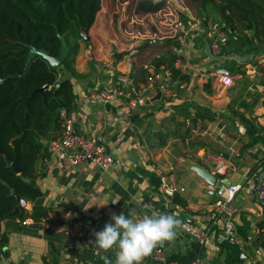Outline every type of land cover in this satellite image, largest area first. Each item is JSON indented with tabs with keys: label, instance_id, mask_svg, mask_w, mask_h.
I'll return each mask as SVG.
<instances>
[{
	"label": "crops",
	"instance_id": "0c3cea01",
	"mask_svg": "<svg viewBox=\"0 0 264 264\" xmlns=\"http://www.w3.org/2000/svg\"><path fill=\"white\" fill-rule=\"evenodd\" d=\"M126 3L120 4L115 15L110 10L113 0L108 9L104 5L96 13L88 38L80 41L74 63L77 75L62 70L74 91L75 104L67 115L78 131L103 142L118 163L101 170L92 161L71 165L49 154L38 162L35 178L42 194L26 201L25 208L30 212L32 206L39 205L61 213L70 211L69 219H87L102 226L114 223L110 219L113 213L123 212L129 218L172 214L205 229L207 236L199 243L179 227L173 241L157 247L168 258L194 255L200 257L199 264L264 261L263 250L255 242L258 223L264 224V203L253 191L255 181L264 174L263 48L213 53L210 43L215 20L204 22L196 0L192 5L168 0L155 12H135L133 7L130 11ZM177 18H194L197 25L173 50L176 32L172 23ZM244 35L252 40L250 31ZM133 48L132 53L121 54ZM171 51L180 60L175 65L188 75L186 85L175 88L173 94L151 87L145 103L135 107L120 98L104 100L95 95L110 83L124 82L126 76L133 79L142 65ZM105 60L114 65L113 75L103 64ZM148 65L154 68L153 63ZM253 66L257 72L249 73ZM236 67L245 70L249 84H243L241 74L232 69ZM220 74L232 77V82L222 87L216 78ZM232 99L234 108L249 123L230 111ZM227 163L234 168L218 174L217 166ZM195 166L217 173L215 186L208 184ZM166 173L181 187L177 193L184 204L172 202L161 190L160 176ZM227 180L231 185L239 184L232 199L233 216L225 219L201 212L203 204L214 201L209 191ZM112 200L118 202L113 204ZM89 204L93 206L85 210ZM28 218L32 217H25L18 228L9 230L8 252L0 254V264H104L96 255L95 239L68 238L36 221L28 223ZM0 224L2 231L4 222ZM229 236L239 242H230ZM154 251L142 264H157ZM101 254L115 264V249Z\"/></svg>",
	"mask_w": 264,
	"mask_h": 264
},
{
	"label": "trees",
	"instance_id": "16d2710c",
	"mask_svg": "<svg viewBox=\"0 0 264 264\" xmlns=\"http://www.w3.org/2000/svg\"><path fill=\"white\" fill-rule=\"evenodd\" d=\"M196 1L204 22L215 20L213 25L224 32L221 54L245 53L260 47L264 51V0ZM123 2H127L126 8L134 5L137 10L155 12L164 8L168 0H114V15ZM104 5V0H0V222H4L0 254L8 242L9 230L18 228L25 217L36 221L47 211L39 205L32 206L30 212L19 208L17 196L34 201L42 194L35 183L38 162L50 154L48 143L61 128L62 113L68 114L75 104L72 81L62 70L77 75L74 63L83 38L81 30L88 31ZM208 8L215 18L210 17ZM248 31L251 43L244 35ZM61 35L68 50L59 65L53 67L41 53L30 57L33 48H43L48 55L58 56ZM172 43L177 45L173 40ZM175 59L173 51L158 55L153 66L167 67L172 80H188V75L175 65ZM232 69L241 74L243 84L250 83L245 70ZM234 104L232 99L228 104L230 111L249 123ZM8 157L16 159L18 172L9 164ZM170 200L185 202L177 192ZM255 242L264 253L263 222L258 223ZM194 257L180 255L171 259L189 264Z\"/></svg>",
	"mask_w": 264,
	"mask_h": 264
},
{
	"label": "built area",
	"instance_id": "2783aa9c",
	"mask_svg": "<svg viewBox=\"0 0 264 264\" xmlns=\"http://www.w3.org/2000/svg\"><path fill=\"white\" fill-rule=\"evenodd\" d=\"M196 25L197 21L194 18H177L173 22L176 33L172 37L173 41L177 44L172 46L173 50H176L178 45L186 41L190 29ZM212 28L214 34L210 47L213 53L219 55L221 54V44L224 42V32L216 26ZM179 62L180 60L176 57L175 63ZM103 64L108 68L109 74L113 75L114 65L109 60H105ZM247 71L254 73L257 72V69L253 66ZM259 74L262 73L259 71ZM216 78L222 87L232 82V77L230 76L220 74ZM132 82V76H126L124 82L110 83L95 93V95L104 100L120 98L127 106L135 107L145 103L147 98L146 91L151 87H156L160 92L173 94L175 88L184 87L187 83L185 80L179 82L172 80L170 70L163 65L157 68L147 65L143 79L138 81L136 86ZM219 135L223 136V132L220 131ZM48 149L50 154L57 156L64 162L67 160L71 165H78L84 161H92L98 168L105 170L118 163L103 142L78 131L73 124L72 118L64 112L62 113L61 128L57 135L49 141ZM231 167L234 168L231 163L222 164L217 166L216 172L220 175H225ZM160 186L169 200L174 193L181 190V187L178 186L171 173L160 176ZM238 188L239 184L230 185L226 189V192H223L219 198L203 204L200 207L201 212L217 215L225 219L231 218L235 212L232 199ZM253 191L256 197L264 203V174L255 181ZM69 215L70 211L61 213L54 209H48L36 222L46 229L59 232L65 237L72 239H95L94 233L103 229L97 227L94 222L87 219H69ZM33 221L35 220L28 218V223ZM180 228L195 238L199 243H203L206 239L207 231L203 228L193 226L187 220L181 221ZM229 241L232 243L239 242L235 236H229ZM153 259L157 264H179L176 260L168 258L162 248L155 249ZM199 263L200 257L198 256L189 262V264Z\"/></svg>",
	"mask_w": 264,
	"mask_h": 264
},
{
	"label": "clouds",
	"instance_id": "9594fccd",
	"mask_svg": "<svg viewBox=\"0 0 264 264\" xmlns=\"http://www.w3.org/2000/svg\"><path fill=\"white\" fill-rule=\"evenodd\" d=\"M111 202L116 204L118 200ZM92 206L89 204L84 208L87 210ZM110 219L114 223H106L102 230L94 233L96 255L104 264H112V261L101 253L111 249H115V264H142L158 246L173 241L181 226L179 219L167 213L129 218L121 212L113 213Z\"/></svg>",
	"mask_w": 264,
	"mask_h": 264
},
{
	"label": "water",
	"instance_id": "95a60500",
	"mask_svg": "<svg viewBox=\"0 0 264 264\" xmlns=\"http://www.w3.org/2000/svg\"><path fill=\"white\" fill-rule=\"evenodd\" d=\"M81 34L82 36L87 39L88 36H87V31L85 29H82L81 30ZM61 38V46H60V54L58 56H50L47 54L46 50H44L43 48H33L30 52V57L32 55H34L35 53H41L43 56H45L49 62L51 63V65L53 67H56L57 65H59L62 61V59L65 57L66 53H67V50H68V47L64 41V38L63 36L61 35L60 36ZM248 42H251L252 40H250L247 36H246ZM133 51H135V48L129 50V51H124V52H121V54H125V53H132ZM153 63V59L150 60V62L148 64H152ZM148 64H144L142 65L138 71L135 72L134 74V77H133V82H134V85L136 86L138 81L143 79L144 77V74H145V70H146V66ZM226 73H232L228 70H225ZM159 90V89H158ZM159 93H160V90H159ZM1 148H0V153H1ZM9 164L13 167V169L18 172L19 171V166H18V163L16 161L15 158H12V157H8L7 158ZM195 170L198 172V174H200V176H202L206 182H208V184L212 185V186H215L216 184V181L218 180L219 178V175L217 173H213L211 171V169H206V168H201V167H197L195 166ZM226 178L228 179V175H226ZM231 180H227V181H223V186H219L217 188V190L213 189V190H210L209 193L211 195V200H215L218 195L222 194L224 192V187L225 186H230L231 185ZM17 199L19 201L18 203V207L19 208H24L26 206V200L21 198V197H18L17 196ZM0 231H1V224H0ZM4 252L7 253L8 250L6 247L3 248Z\"/></svg>",
	"mask_w": 264,
	"mask_h": 264
},
{
	"label": "rangeland",
	"instance_id": "374dc122",
	"mask_svg": "<svg viewBox=\"0 0 264 264\" xmlns=\"http://www.w3.org/2000/svg\"><path fill=\"white\" fill-rule=\"evenodd\" d=\"M104 1L106 2V5H105V6H106V8L108 9L107 4H109L110 0H104ZM192 1H193V0H181V2H182L183 4H184V3H189V4H191V5L193 4ZM134 2H135V1H134ZM113 3H114V0H113ZM112 6H113V5H111L110 10H113ZM132 7L135 9V12H138V10L134 7V5H132V6L130 7V11H131V8H132ZM120 8H121V7H120ZM130 13H131V12H130ZM175 20H176V19H175ZM175 20H174V21H175ZM174 21H173V22H174ZM172 24H173V23H172Z\"/></svg>",
	"mask_w": 264,
	"mask_h": 264
}]
</instances>
